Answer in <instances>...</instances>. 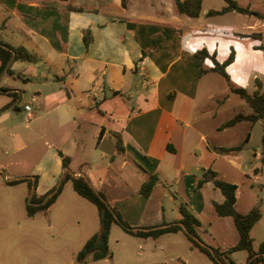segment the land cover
<instances>
[{"label":"crops","instance_id":"0c3cea01","mask_svg":"<svg viewBox=\"0 0 264 264\" xmlns=\"http://www.w3.org/2000/svg\"><path fill=\"white\" fill-rule=\"evenodd\" d=\"M68 6L83 11H69ZM207 13L202 4L200 16ZM185 17L190 18L178 13L175 0H0V34L11 36L10 42L0 36V42L24 46L39 57L28 62L22 75L16 64L27 61L10 62L14 74H4L0 88L7 91L4 96L20 101L25 91L16 86V79L25 86L35 85L31 98L35 114L24 108L29 101L21 108L38 133L45 134L46 151L31 174L37 177L35 191L40 197L64 175L61 153L70 158V173L86 177L132 227L177 221L184 204L200 221L202 240L227 249L237 244L239 234L233 219L219 216L215 209L225 198L212 182L197 188L198 177L210 169L237 185L235 208L240 214L258 202L264 211L261 144L250 148L258 126L262 138L264 117L224 127L237 115L250 116L254 111L230 92L218 73L200 76L201 67L210 69L213 63L210 59L202 63L195 56L197 50L207 48L222 63L230 49L220 60L217 51L206 45L186 46L185 27H195ZM252 34L261 37H249ZM234 35L259 41L253 49L264 55V50L256 49L264 47V29ZM85 36L91 37L87 47ZM235 52V61L226 69L229 75L238 59ZM215 74L225 86L217 84ZM257 80L264 92L260 77L252 91L245 89L255 91ZM13 100L11 104L20 109ZM114 132L122 140V151ZM242 144L240 152L215 150ZM152 174L159 181L144 197L141 187ZM22 177L34 176L18 178ZM263 219L264 212L258 223ZM159 250L164 251L162 244Z\"/></svg>","mask_w":264,"mask_h":264},{"label":"rangeland","instance_id":"374dc122","mask_svg":"<svg viewBox=\"0 0 264 264\" xmlns=\"http://www.w3.org/2000/svg\"><path fill=\"white\" fill-rule=\"evenodd\" d=\"M234 1L241 7L249 6L264 14V0ZM226 6L224 0L203 2V8L208 11L221 10ZM185 19H189L187 23L195 27H185L186 46L206 45L210 50L217 51L220 60L228 55L231 46L236 49L238 59L229 69L236 86L252 91L256 77L264 80V55L253 49L259 41L234 35L260 32L264 29L260 27L264 20L236 12L210 17L203 14L197 19ZM5 33L8 32L0 36L5 42H10L11 36H6ZM29 64L24 62L20 66L17 62L16 72L21 74ZM213 77L217 79V84L226 85L218 74ZM16 86L25 91H22V99L16 102L20 109L11 104V97L0 95V264H210L205 255L189 248L190 242L181 232L164 235L159 240L146 241L126 233L116 223L111 226L107 258L99 261L79 259L78 253L100 230L101 222L97 207L78 195L72 188L71 181L63 183L52 206L36 213L34 217H28V202L33 192L37 198L40 193L35 188L30 191L27 183L9 186L5 181L21 176H35L31 174H35L32 172L39 166L47 145L44 144L45 134L41 131L38 133L35 122L27 119L29 113L21 108L24 103L31 101L35 85L25 86L21 79H16ZM233 97L234 101L242 103L238 97ZM36 110L31 106L30 113L35 114ZM258 127L259 133L254 132V140L250 143L252 149L259 148L261 144L262 128ZM90 144L93 149V143ZM262 199L264 202V195ZM167 214L172 213L167 211ZM253 231L254 248L257 249L264 240V219ZM161 244L163 252L159 250ZM247 258L246 251L231 255V259L237 264H242ZM225 262L229 263L226 259Z\"/></svg>","mask_w":264,"mask_h":264},{"label":"trees","instance_id":"16d2710c","mask_svg":"<svg viewBox=\"0 0 264 264\" xmlns=\"http://www.w3.org/2000/svg\"><path fill=\"white\" fill-rule=\"evenodd\" d=\"M68 1V0H60ZM227 6L221 10H210L207 16L223 15L229 12H236L243 15L255 16L257 18H264L259 12L250 10L239 6L234 0H224ZM203 0H175V5L179 14L185 15L190 18H198L202 13ZM69 11H83V8L68 6ZM89 32V31H88ZM89 35V33H88ZM247 37L248 35H241ZM249 37L259 38L261 35L252 34ZM91 41V37L85 36L86 47ZM153 48L156 49V42L154 40ZM256 49L264 50L263 46L256 47ZM195 56L203 63L206 59H210L213 63V67L210 69H204L201 67L200 76L213 72L221 75L226 81L230 92L239 96L253 109L254 114L250 116L237 115L235 118L227 122L224 127H229L241 122L243 120H249L253 123L258 122L264 117V92L260 89V83L257 80L258 88L250 93L245 88L234 85L231 81L230 75L227 72V67L235 61L236 52L233 47L230 48V53L227 59L220 63L216 59V53L210 54L207 48L199 49L195 52ZM27 61L36 62L39 57L28 51L24 46L14 47L0 42V79L4 74L13 75V71L10 69V62L12 61ZM6 90L0 88V95L6 94ZM14 102L17 101V97L14 96ZM102 133L98 140H100ZM117 138V149L123 150V143L118 133L114 132ZM243 144L231 149H215L221 153L240 152L243 148ZM62 159V165L64 168V175L59 180L56 187L51 189L45 195L37 198L35 192H33L28 205L27 216L34 217V215L40 211L47 210L52 206L61 190L64 182L71 181L74 191L85 198L92 204H94L99 210L101 228L94 234L82 247L78 253V258L86 260V258L92 261H99L109 256V236L111 226L116 223L123 228V230L137 238L141 239H158L161 236L168 234L183 233L190 242V249L197 250L200 253L206 255L213 264H237L231 259V255L235 252L246 251L248 258L246 264H263L264 263V240L259 244L258 248H254V239L251 236L252 228L262 219L263 212L261 209V202H258L248 213L240 214L236 208V196L237 185L228 183L222 180L218 173L208 169L203 170L198 177L196 187L200 188L206 182H212L216 188H218L224 196V202L221 204H215V209L221 217H231L234 221L235 227L239 234V240L236 245L221 249L210 246L202 240L199 234L200 221L190 212L186 205H180V212L182 217L172 223H163L154 227H131L120 215L117 208L112 207L107 201L105 196L97 191L86 177H74L69 171L70 158L59 153ZM261 164L264 169V133L261 138ZM257 173V169L254 171ZM159 181L156 174H152L149 179L142 185L140 193L144 197H148ZM6 184L9 186H15L21 183H27L30 191L36 187L37 177H22L15 179H6ZM225 259L229 263L225 262Z\"/></svg>","mask_w":264,"mask_h":264},{"label":"built area","instance_id":"2783aa9c","mask_svg":"<svg viewBox=\"0 0 264 264\" xmlns=\"http://www.w3.org/2000/svg\"><path fill=\"white\" fill-rule=\"evenodd\" d=\"M32 101H33V100L31 99V101L29 102V104H28V105H25L24 108H25L26 111H30V110H31V104H32ZM28 119H30V116L28 117Z\"/></svg>","mask_w":264,"mask_h":264}]
</instances>
